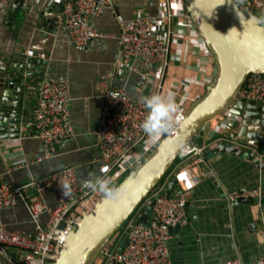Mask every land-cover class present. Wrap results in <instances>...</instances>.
<instances>
[{"label":"crops","instance_id":"obj_1","mask_svg":"<svg viewBox=\"0 0 264 264\" xmlns=\"http://www.w3.org/2000/svg\"><path fill=\"white\" fill-rule=\"evenodd\" d=\"M58 1L61 0H26L15 19L10 20L14 0H0V76L15 52L26 51L48 61L45 76L67 78L72 97L74 136L61 143L51 158L35 162L46 151L45 143L30 137L38 101L35 85L25 92L32 107L29 112L28 108L23 112L21 134L15 136L16 128L0 131V176L24 188L32 178L41 181L52 172L69 166L76 168L78 181L85 184L87 179L98 175L101 168L97 161L100 150L96 146V131L104 105V91L112 85L118 41L115 37H107L89 47L72 46L61 18H57L51 32H47L38 13L46 9L52 11L54 17L60 16L54 6ZM146 2L147 8L142 12ZM173 8L177 16L172 38V63L162 95L174 98L178 113L186 112L193 101L204 95L217 68L199 31L182 17L187 12L184 1L173 0ZM157 12V0H114L112 8L104 9L93 19V24L103 33L116 36L120 32L116 17L131 19L141 13L156 15ZM116 82L132 96H140L139 75L126 73L123 77L117 76ZM3 91L0 87V110ZM225 132L218 137L225 136ZM210 134H206L207 142L214 140ZM160 139V134L148 138L136 149L137 157L141 160V156L155 148ZM212 147L214 144L204 150V160L197 167L199 184L185 196V209L191 223L174 230L169 240L173 264H221L236 258L251 261L264 256V169L254 159L236 153L218 151L216 155L209 154ZM242 147L248 151L257 150L249 145ZM25 162L29 164L25 165ZM122 176L119 171L114 173L115 178ZM117 181L111 186L114 187ZM241 187L260 188L263 200L229 203L227 194ZM176 189L180 191L179 186ZM36 194V189L26 187V197H19L15 206L3 211L2 217L8 227L30 233L35 231L28 202ZM42 197L47 205L56 207L58 200L52 189H43ZM46 219L47 214H44L43 220ZM14 252L15 256L8 257L0 249V264H24L23 253ZM100 258L98 264L108 260Z\"/></svg>","mask_w":264,"mask_h":264},{"label":"built area","instance_id":"obj_2","mask_svg":"<svg viewBox=\"0 0 264 264\" xmlns=\"http://www.w3.org/2000/svg\"><path fill=\"white\" fill-rule=\"evenodd\" d=\"M245 2L259 16L264 15V0ZM59 3H64L60 17L64 19L72 46L89 47L95 41L107 37H115L118 41V56L111 73L112 85L104 91V105L96 131V146L100 150L97 161L101 168L100 173L92 177L109 178L111 183L116 182L118 178L114 177V173H128L154 149L144 153L141 160L136 155L138 146L148 139L141 127L148 114L142 97L162 95L166 89V75L172 63L174 21L177 16L173 0H157L156 15L141 13L131 19L116 17L120 26V32L116 36L103 33L93 24V19L104 9L112 8L114 0H61L57 4ZM146 8L147 2L143 4L141 11L144 12ZM51 13L52 11L50 15ZM182 17L185 22L196 27L188 10ZM26 54L29 55L28 52ZM126 73L141 77L140 96H132L124 86H117V76L120 78ZM35 86L38 101L34 110V130L30 137L39 139L46 145L44 155L35 160L39 162L55 156L60 144L74 136V127L69 80L44 76ZM238 96L264 102V73L249 74ZM185 113L180 111L175 114L178 125ZM232 118L233 114L229 111L216 117L213 129L208 132L212 133L209 137L214 140H205L202 145L193 143L183 150L181 158L184 162L178 165L174 175L177 179L176 188L179 186L180 191L175 189L172 194L166 195L165 189L171 179L161 184L145 202L146 206L155 201L150 225L131 222L128 227L129 242L124 251L111 254L105 248L101 253L105 259L115 260L120 264H173L169 249L172 230L191 223L185 209V196L200 182L197 167L204 160V150L210 144L216 146L234 143V139L228 136L218 137ZM175 128L160 133L161 139ZM251 155L256 157L259 152L253 149ZM28 164L29 162H25V165ZM65 182L72 190L70 197L62 195L61 188ZM26 187L37 190V194L28 202L35 225L33 233L8 227L2 217L3 211L15 206L19 197H26ZM26 187L16 186L0 176V244L7 249L22 252L26 264H52L64 248L66 236L72 227L83 220L84 213L94 211L103 194L80 183L73 166L56 170L41 181L32 178ZM45 188L55 192L58 200L56 207L52 208L44 202L42 190ZM226 198L231 204L251 200L261 202L262 190L241 187L228 193ZM142 211L140 210L139 215ZM44 214H47L46 220H43ZM221 264H264V256L251 261L236 258Z\"/></svg>","mask_w":264,"mask_h":264},{"label":"water","instance_id":"obj_3","mask_svg":"<svg viewBox=\"0 0 264 264\" xmlns=\"http://www.w3.org/2000/svg\"><path fill=\"white\" fill-rule=\"evenodd\" d=\"M25 1L14 0L10 20L15 19ZM184 3L213 55L217 68L215 77L204 95L192 102L178 127L166 133L159 144L114 187L118 190L115 195L112 198L102 195L94 211L83 214L82 222L72 227L64 248L52 264L95 263L110 239L134 216L176 159L182 156L183 150L193 143L204 144L206 134L213 129V120L227 111L233 114V118L225 128V136L234 139V143L216 145L208 153H236L254 159L264 169V102L238 96L249 74L264 73V25L253 27L240 22L239 17L243 20L251 15L259 16L245 0H184ZM54 6L60 13L64 9V3ZM38 18L44 29L51 32L57 18L61 17H54L50 10L43 9ZM47 65L46 59L28 55L26 51L15 52L9 59L0 76V87L4 90L0 131L9 127L16 128L15 136L21 134L23 112L27 108L29 112L32 107L25 92L45 76ZM243 145L257 148L259 156L253 157ZM176 186L177 179L173 177L164 194H172ZM154 204L152 201L145 206L135 221L137 225H150ZM177 229L180 228L176 227L172 232ZM128 242L127 232L117 252L122 253ZM0 249L8 257L15 256L16 249H7L3 244ZM107 264L120 263L110 260Z\"/></svg>","mask_w":264,"mask_h":264},{"label":"clouds","instance_id":"obj_4","mask_svg":"<svg viewBox=\"0 0 264 264\" xmlns=\"http://www.w3.org/2000/svg\"><path fill=\"white\" fill-rule=\"evenodd\" d=\"M239 19L242 24L253 27L264 25V15H251L246 19L241 20L240 17ZM142 102L148 110V114L142 122L141 127L149 139L154 138L160 133L167 132L173 127H178V122L175 118L177 104L174 98L152 94L142 97ZM85 185L93 191L102 193L105 198H112L118 191L111 186L109 178H90L85 181ZM61 190L64 197L72 195V190L67 182L63 184Z\"/></svg>","mask_w":264,"mask_h":264},{"label":"rangeland","instance_id":"obj_5","mask_svg":"<svg viewBox=\"0 0 264 264\" xmlns=\"http://www.w3.org/2000/svg\"><path fill=\"white\" fill-rule=\"evenodd\" d=\"M203 93H205V91ZM183 162H184V159L183 158H181V157L177 158L176 161L174 162L172 168L168 171L167 175L165 176V179H167V180H169V178L171 179L172 176H173V173L176 170V168L178 167V165L181 164V163H183ZM127 174L128 173L124 174L121 178H118L117 179L118 180L117 183L119 182V180H121L122 178H124ZM140 210H142V209H140ZM139 212L137 213V215H135V216L132 217V219H131L132 221H130L128 223V226L125 227V229L123 231H121V234L120 235H118L117 237H114L113 236L110 239L109 243L105 246V248L108 250V252H110L111 254H115L117 252V248H118V245H119L120 241L124 237V234L129 231V228L128 227L131 224V222L136 221V219H137V217L139 215ZM116 233H118V231ZM100 257H103V255H100ZM100 257L93 264H98L99 260L101 259ZM108 260H110V259H108ZM108 260H107V262H108ZM107 262L106 263H101V264H107Z\"/></svg>","mask_w":264,"mask_h":264},{"label":"trees","instance_id":"obj_6","mask_svg":"<svg viewBox=\"0 0 264 264\" xmlns=\"http://www.w3.org/2000/svg\"><path fill=\"white\" fill-rule=\"evenodd\" d=\"M166 176V175H165ZM123 180V178L121 179V180H119V182L115 185V186H117L121 181ZM167 179H165V177L161 180V182L159 183V185L154 189V191L157 189V188H159V186L161 185V184H163L165 181H166ZM114 186V187H115ZM154 191H152L151 193H150V195L154 192ZM149 195V196H150ZM145 202L146 201H144L142 204H141V206L138 208V211H136V213L134 214V216L135 215H137V213L140 211V209H142V210H144V208H145ZM133 217V216H132ZM132 217L125 223V225L118 231V233H116L115 235H114V237H117L118 235H120L121 234V231H123L124 229H125V227H127L128 226V223L130 222V221H132L131 219H132Z\"/></svg>","mask_w":264,"mask_h":264},{"label":"bare ground","instance_id":"obj_7","mask_svg":"<svg viewBox=\"0 0 264 264\" xmlns=\"http://www.w3.org/2000/svg\"><path fill=\"white\" fill-rule=\"evenodd\" d=\"M182 121H183V120H182ZM182 121H181V122H182ZM173 130H174V129H173ZM173 130H172V131H173ZM223 136H224V135H223ZM99 201H100V199L98 200L97 204L99 203ZM81 222H82V221H81ZM68 235H69V234H68ZM68 235L66 236V240H67V238H68ZM116 247H117V246H116ZM60 253H61V252H59L57 258L59 257Z\"/></svg>","mask_w":264,"mask_h":264}]
</instances>
